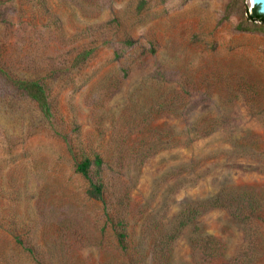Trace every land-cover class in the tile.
<instances>
[{"label":"rangeland","instance_id":"rangeland-1","mask_svg":"<svg viewBox=\"0 0 264 264\" xmlns=\"http://www.w3.org/2000/svg\"><path fill=\"white\" fill-rule=\"evenodd\" d=\"M254 7L0 0V264H61L76 237L71 263L108 264L117 244L106 211L125 223L131 258L158 264L152 247L181 205L225 186L246 188L261 209L249 223L207 211L167 263L264 264V23L248 19ZM12 78L46 85L50 120ZM84 147L109 162L106 206L74 170ZM204 235L213 257L196 246Z\"/></svg>","mask_w":264,"mask_h":264},{"label":"trees","instance_id":"trees-1","mask_svg":"<svg viewBox=\"0 0 264 264\" xmlns=\"http://www.w3.org/2000/svg\"><path fill=\"white\" fill-rule=\"evenodd\" d=\"M248 19L254 23H264V15L258 12L257 6L252 9V13L248 15ZM92 53V50H86L79 53L73 63H83L89 56H91ZM116 56H118V54H116ZM0 72H3L1 67ZM11 82L14 88L25 94L36 104L45 119H51L52 114L50 103L48 101L46 85L41 80H21L12 78ZM107 163L109 165V162L105 159L103 154L92 150L89 152L86 147H84L81 148L79 157L75 161L74 169L76 173L88 182V188L86 190L87 197L93 201H100L104 205L106 204L104 196L107 190V179L105 177L104 169H106L105 165H107ZM119 199L120 198L114 199V201ZM261 207L262 201L252 195H249L246 188L229 186L222 187L217 193L208 198L186 201L181 205L175 221L164 234L162 240L157 245L152 247L153 260L158 264H168L167 262L169 254L171 253L172 243L177 239L180 231L188 225L193 224L197 217L203 215L211 209L222 208L234 219H239L242 222L249 223ZM104 216L107 223L110 224V238H114L117 244V246L108 244L110 245V249L108 250L107 255L110 254L111 256L108 257V261L111 260L108 264L111 262V264H119V259L127 260L128 264H144V260L142 262L137 260V258L132 259L128 253L125 239L127 235L123 227L125 223L122 219L112 217L109 215L108 211H106ZM79 241H81L79 237L74 239V247L75 245L78 247ZM18 243L23 245V242L20 239L18 240ZM95 244L98 245V243ZM216 244L217 243L214 238L206 235L200 237L198 236V242H196V246L199 247L204 255L212 257L216 255V248H214ZM100 246H104L103 248H105L104 244H100ZM62 247L63 250L61 254L63 263L61 264H74L71 263L74 247L72 250L69 243L68 245L65 243ZM24 248L31 255L36 256L37 253L34 246L29 247L26 245ZM112 252H114V254L111 255ZM75 262L76 264H79V260H75Z\"/></svg>","mask_w":264,"mask_h":264},{"label":"water","instance_id":"water-1","mask_svg":"<svg viewBox=\"0 0 264 264\" xmlns=\"http://www.w3.org/2000/svg\"><path fill=\"white\" fill-rule=\"evenodd\" d=\"M252 3L258 7V12L264 15V0H253Z\"/></svg>","mask_w":264,"mask_h":264},{"label":"bare ground","instance_id":"bare-ground-1","mask_svg":"<svg viewBox=\"0 0 264 264\" xmlns=\"http://www.w3.org/2000/svg\"><path fill=\"white\" fill-rule=\"evenodd\" d=\"M252 2H253V0H252Z\"/></svg>","mask_w":264,"mask_h":264}]
</instances>
